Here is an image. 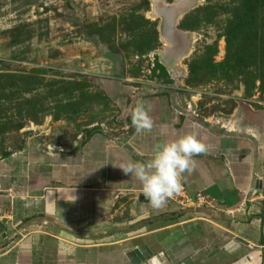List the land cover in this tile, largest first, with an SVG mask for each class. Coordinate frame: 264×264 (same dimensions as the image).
Masks as SVG:
<instances>
[{"label": "rangeland", "instance_id": "1", "mask_svg": "<svg viewBox=\"0 0 264 264\" xmlns=\"http://www.w3.org/2000/svg\"><path fill=\"white\" fill-rule=\"evenodd\" d=\"M152 9L151 0H0V189L10 201L18 196L15 213L24 222L36 218L34 230L40 232V209L25 218L21 212L27 202L41 204L47 187L58 184L52 177L105 178L120 170L114 165L149 159L166 137L164 124L177 122L176 133L185 121L218 136L233 132L244 154L253 146L264 152V0H191L178 23L188 52L173 69L159 56L168 45ZM156 61L169 78L152 72ZM141 102L154 126L138 134L130 114ZM238 110L256 116L260 135L221 122ZM91 143L102 146L95 163L84 152ZM119 194L110 223L134 240L140 224L196 212L178 205L179 212L154 218L138 195ZM6 201L0 240L18 239Z\"/></svg>", "mask_w": 264, "mask_h": 264}, {"label": "crops", "instance_id": "2", "mask_svg": "<svg viewBox=\"0 0 264 264\" xmlns=\"http://www.w3.org/2000/svg\"><path fill=\"white\" fill-rule=\"evenodd\" d=\"M160 121L161 117L159 124ZM227 121L235 130L245 129L254 135H260L262 131L255 115H244L240 110L221 120ZM175 125L177 122L173 127L164 124L166 137L156 143L194 132L208 146L207 154L194 157L196 169L191 174L185 173L183 180L187 196H204L206 204L185 202L180 205L168 200L159 210L153 209L148 201L143 200V204L149 207L154 218L164 212H179L178 205L183 210L185 206L195 209L194 216H189V212L180 216L176 213L173 216L176 219L166 223L157 219L150 227L140 224V236L134 240L127 236L126 229L117 227L114 230L110 218L119 193L131 195L133 192L140 199L143 195L140 182L125 175L121 169L105 178L96 175V179L74 172L66 177H52L58 184L47 187L38 201L41 204L29 208L26 203L28 209L21 212V216L25 218L27 212L30 216L35 214V207L44 215L41 225L37 226L38 232L33 229L36 218L24 222L16 215L18 196L11 192L14 201H10L9 192L0 189V204L4 200L11 203L8 224L17 226L14 234L21 235L14 240L9 236L7 240H0V247H6L0 253V264H131L126 254L143 245L159 264H181L186 260L194 264H235L253 252L260 253V264H263L264 204L257 202V187L264 190L262 147L256 154L255 146L244 154L243 146H237L239 137L236 133L223 130L218 136L188 121L176 133L173 131ZM100 146L91 143L84 147L90 163H95ZM140 158H143L141 161L148 160L144 154ZM92 168L95 170L96 166ZM98 181L103 183L99 187L96 186ZM27 195L22 194V197L27 200ZM166 231L170 232L169 236L162 237L160 232ZM230 242L239 245L232 253L225 250Z\"/></svg>", "mask_w": 264, "mask_h": 264}, {"label": "clouds", "instance_id": "3", "mask_svg": "<svg viewBox=\"0 0 264 264\" xmlns=\"http://www.w3.org/2000/svg\"><path fill=\"white\" fill-rule=\"evenodd\" d=\"M150 109L141 102L132 110L131 124L138 134L151 132L154 121ZM208 146L194 132L153 146L146 161H128L117 165L125 175L140 182L141 192L150 206L162 209L169 199L182 191L185 173L195 171L194 157L207 154Z\"/></svg>", "mask_w": 264, "mask_h": 264}, {"label": "water", "instance_id": "4", "mask_svg": "<svg viewBox=\"0 0 264 264\" xmlns=\"http://www.w3.org/2000/svg\"><path fill=\"white\" fill-rule=\"evenodd\" d=\"M153 4L152 14L160 19L158 31L160 39L168 46L159 54L162 63L168 69H173L178 61L185 57L188 52V35L178 28L179 20L190 7L191 0H177L173 3H165L164 0H151ZM257 188H261L258 186ZM256 193V190H255ZM140 200L147 201L142 195ZM239 245L230 242L225 250L229 253L235 251ZM131 264H159L156 257L146 246H140L126 254ZM181 264H194L186 260ZM235 264H260V253L253 252L246 255Z\"/></svg>", "mask_w": 264, "mask_h": 264}, {"label": "built area", "instance_id": "5", "mask_svg": "<svg viewBox=\"0 0 264 264\" xmlns=\"http://www.w3.org/2000/svg\"><path fill=\"white\" fill-rule=\"evenodd\" d=\"M258 197L264 198V190L263 189H257ZM170 201L178 202L180 205H184L183 203L189 202L191 205H195L196 203H206V198L204 196H201L199 194L196 195L195 198L188 197L186 192L184 191V188H182V191H180L178 194H176L173 198L169 199ZM188 203V204H189ZM187 204V205H188Z\"/></svg>", "mask_w": 264, "mask_h": 264}, {"label": "trees", "instance_id": "6", "mask_svg": "<svg viewBox=\"0 0 264 264\" xmlns=\"http://www.w3.org/2000/svg\"><path fill=\"white\" fill-rule=\"evenodd\" d=\"M157 71H159L160 77L169 78L167 69L162 64H160L158 61L155 62L154 68L152 69L153 73H156ZM93 135L94 134H90L89 137L91 138Z\"/></svg>", "mask_w": 264, "mask_h": 264}]
</instances>
